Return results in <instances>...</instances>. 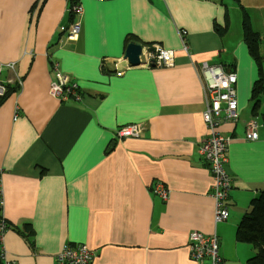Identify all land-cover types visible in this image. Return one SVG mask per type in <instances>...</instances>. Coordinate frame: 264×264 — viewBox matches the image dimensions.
<instances>
[{"label":"crops","instance_id":"obj_1","mask_svg":"<svg viewBox=\"0 0 264 264\" xmlns=\"http://www.w3.org/2000/svg\"><path fill=\"white\" fill-rule=\"evenodd\" d=\"M39 1L0 0V81L10 85L0 101L5 256L15 264H54L65 245L83 244L92 264H210L190 257L189 237L198 231L218 236L223 264H247L253 250L246 252L237 229L264 193V100L253 108L258 66L241 22L242 33L232 25L236 2L79 0L81 34L70 40L61 29L74 20V0H46L35 12ZM242 3V22L246 12L264 46V0ZM180 30L188 33V53ZM129 40L174 50V66L128 70L121 62L126 72L117 77L114 60ZM51 60L78 84L80 100L51 96ZM9 63L13 70L4 67ZM204 63L237 74L238 120L223 115L216 127L229 139L232 181L229 219L220 224L211 165L200 153L212 134L203 117ZM253 119L260 126L249 141ZM131 124L145 131L120 138ZM158 183L169 192L166 201L154 193ZM14 227L30 241L33 232V248Z\"/></svg>","mask_w":264,"mask_h":264},{"label":"built area","instance_id":"obj_2","mask_svg":"<svg viewBox=\"0 0 264 264\" xmlns=\"http://www.w3.org/2000/svg\"><path fill=\"white\" fill-rule=\"evenodd\" d=\"M82 3L77 0L70 6V13L76 21L71 23L68 38H79V31L84 17ZM62 31L66 27H62ZM182 40L183 51H189L186 37V30L179 32ZM143 56L146 58L147 67L154 63L157 68H170L174 66L175 52L154 44L147 49L143 48ZM14 63L4 65L7 69H14ZM143 66V65H140ZM53 78L50 86L51 96L59 98L62 102L70 100H80L82 98L80 88L70 76L64 73L58 63L53 65ZM199 74L203 78V91L206 101V109L203 114L204 121L211 130V136L204 141L200 147L201 155L211 165V171L214 177V185L212 188V197L214 199V221L220 224L229 219V191L232 187V181L227 173L225 166L229 154V139L220 135L216 131L219 121L224 115L227 120L236 122L239 117L238 100H237V74L234 71L225 70L222 66H211L204 63L200 67ZM117 76H124V71H117ZM22 81L18 79L17 85H21ZM7 83L0 81V100L7 92ZM260 123L257 119L251 120L246 126V139L254 141L257 138V131ZM145 131L142 124H131L123 127L118 131L120 138L140 137ZM154 193L160 196L164 201L169 197V192L164 184L158 183L154 187ZM3 182L0 172V207L3 209ZM6 219L3 213L0 214V260L2 264H15L5 256L3 247V235L7 231ZM190 257L194 261L203 262L209 260L210 264H223V260L219 255V238L216 234L205 235L201 232H191L189 237ZM93 252L85 245H65L57 254L54 264H92Z\"/></svg>","mask_w":264,"mask_h":264},{"label":"trees","instance_id":"obj_3","mask_svg":"<svg viewBox=\"0 0 264 264\" xmlns=\"http://www.w3.org/2000/svg\"><path fill=\"white\" fill-rule=\"evenodd\" d=\"M45 1L46 0H40L38 2L37 7L35 8V12L37 11L39 12L40 10H42L41 8L44 5ZM76 1L77 0H74L71 3V5ZM234 1L237 4H239L241 7L243 6L242 0H234ZM35 14H33L32 17H34ZM243 31H244V40L246 44L248 45L249 52L251 56L257 62V66H258L259 77H258V80L255 82L253 89H252V100L255 101L253 108L257 109L258 102H259L258 100L261 94L264 93V76L262 72V62H263L264 57L262 54H260V51L258 50L259 49L258 45L260 42V35L252 30L250 21H249V18L246 12H244ZM129 42L130 40L128 41V43ZM131 42H134V41H131ZM51 64L54 65L55 61L51 60ZM9 86L10 85L7 86V92L5 96L7 95L9 91ZM5 96L1 100H3ZM110 147H113V146L111 145ZM6 223H7V227H9L7 220H6ZM17 228L15 227L13 228L15 232L18 234L24 235L22 232L19 231L20 229L18 230ZM10 229H12V226H10ZM31 233L32 234L30 235H31L32 241H30L27 238V236L25 235L24 236L26 240L28 241L29 246L33 248L34 247L33 232ZM237 238L241 242L251 244L253 248L255 249V255L247 261V264H264V193L252 201L249 210L243 216L238 226Z\"/></svg>","mask_w":264,"mask_h":264},{"label":"rangeland","instance_id":"obj_4","mask_svg":"<svg viewBox=\"0 0 264 264\" xmlns=\"http://www.w3.org/2000/svg\"><path fill=\"white\" fill-rule=\"evenodd\" d=\"M98 1H104V2H111L112 0H98ZM234 4V6H235V8H237V9H233V11H232V13H230L231 14V17H232V19H233V21H232V25H233V27H234V29H235V27L236 26H238V29H240V22H241V24H242V26H243V22H242V10H240V9H242V7H244V6H240L239 4H236V3H233ZM242 5H244V3H242ZM82 7H83V12H84V16H85V9H84V5L82 4L81 5ZM236 10H238V12H240V14H241V16H239V13L237 14V11ZM252 12V11H251ZM250 13V12H249ZM253 15H254V12H253ZM238 16V22H237V19H235L236 17ZM235 19V20H234ZM241 19V20H240ZM76 23V21L75 20H73V24H75ZM79 23H81V20L79 19ZM71 25V24H70ZM70 25L68 26V27H66V30L65 31H62L61 30V32H65V33H67V37L69 36V31H70ZM243 28V27H242ZM240 32L242 33V30L240 29ZM243 33H244V31H243ZM80 34H81V29H80V31H79V36H80ZM263 39L264 38H262V41H263ZM69 40V39H68ZM73 41H75V40H73ZM154 44H157V43H154ZM154 44H149L148 46H146V47H143L144 49H147L148 47H150V46H152V45H154ZM159 45V44H158ZM161 46V45H160ZM162 47V46H161ZM259 47H261V54L263 55V57H264V46H259ZM126 51V50H125ZM142 59H144V60H142ZM121 62H125L126 64H127V69L129 70V69H131L132 67H133V65L128 61V59H126L125 58V55L122 57V58H119V59H116V60H114V69H115V73H116V76H117V71H123V70H121L120 69V63ZM140 62H141V64L140 65H143V66H148L147 65V63H146V58L144 57V56H142V57H140ZM9 64H11V63H9ZM152 64V63H151ZM151 64L149 65V66H151ZM64 72V71H63ZM125 72L126 71H124V74H125ZM262 72H263V76H264V59H263V62H262ZM65 73V72H64ZM118 77V76H117ZM263 95L264 94H261V96H260V98H259V101L261 102V101H263L264 100V98H263ZM72 101V100H71ZM130 126V125H129ZM126 127H128V126H126ZM227 222V221H226ZM242 243V245L243 244H246L245 246H249L248 247V249H246V252H249L251 249L253 250V255L255 254V250H254V248H253V246L251 245V244H248V243H244V242H241ZM252 255V256H253ZM251 256V257H252ZM243 260L244 261H246L247 260V258H243Z\"/></svg>","mask_w":264,"mask_h":264},{"label":"water","instance_id":"obj_5","mask_svg":"<svg viewBox=\"0 0 264 264\" xmlns=\"http://www.w3.org/2000/svg\"><path fill=\"white\" fill-rule=\"evenodd\" d=\"M32 17V16H31ZM143 56V46L142 44L138 42H130L126 48L125 51V58L128 59V61L133 66H140V57ZM144 60V59H142ZM151 67L156 68V65L154 63L151 64Z\"/></svg>","mask_w":264,"mask_h":264}]
</instances>
